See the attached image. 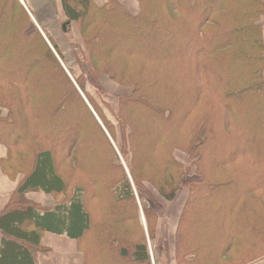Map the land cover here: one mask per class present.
Here are the masks:
<instances>
[{"label":"trees","instance_id":"obj_1","mask_svg":"<svg viewBox=\"0 0 264 264\" xmlns=\"http://www.w3.org/2000/svg\"><path fill=\"white\" fill-rule=\"evenodd\" d=\"M138 2L133 14L118 0H61L64 18L84 20L87 27L97 23L102 30H91L81 36V44L76 42L73 69L59 62L55 53L61 59V52L45 29L42 34L34 27L19 0H0V38L7 46L0 52V82L9 85L0 87V145L6 147L8 166L13 164L8 177H19L0 209V264H40L38 255L46 249L38 238L44 233L82 242V264H151L143 241L153 239L158 229L156 212L142 196L146 185L168 201L188 190L173 234L172 264H244L264 253V216H254L255 200L264 199V193L248 196L251 190L264 191V0ZM179 15L192 21L178 20ZM116 31L144 34L145 49L137 42L126 48L114 38ZM171 38L177 43L188 39L194 46H185L186 52L177 47L179 55L171 51ZM187 56L195 66L184 67ZM107 60L123 62L124 68H106ZM145 68L148 79L137 73ZM128 71L136 77L128 78ZM188 76L213 86L210 92L229 111L237 149L215 161L214 168L225 176L223 165L244 161L248 177L230 180L228 192V179L219 180L214 168L207 171L211 176L186 180L173 155L176 148L187 151L198 170L195 161L214 133L208 114L200 121L197 117L192 134L199 143L190 150L189 122L200 93L190 101L181 88ZM104 79L118 86L106 88ZM154 169L166 171V184ZM52 180L58 189L49 190ZM171 180L182 187L166 195ZM36 191L52 195V203L32 198ZM243 195L255 208L248 209L251 202L246 208L239 204ZM101 209L115 219L101 220ZM128 221L140 227V235L117 228ZM203 221L204 229L198 223ZM124 232L126 239H121ZM136 247L142 249L140 259ZM231 251L234 259H221Z\"/></svg>","mask_w":264,"mask_h":264},{"label":"rangeland","instance_id":"obj_2","mask_svg":"<svg viewBox=\"0 0 264 264\" xmlns=\"http://www.w3.org/2000/svg\"><path fill=\"white\" fill-rule=\"evenodd\" d=\"M99 1H101V2L104 1V3H105L108 0H99ZM118 1H120L121 3L123 2L126 5V8L133 14H136L139 10L140 3L138 2V0H118ZM24 6L26 9L24 7L23 8L25 9L27 14L29 15L31 21L34 24V27L37 28L38 30L40 29L41 31L40 30L39 31L41 33L42 32L44 33V29H45V31L51 37L52 42L56 45V48L59 50V52H61V54L63 56L61 58L62 61L59 58V56L52 50L55 53V55L57 56L59 62L64 66V68L66 66L71 67L73 69L76 68L75 65L77 64V61L75 62L72 54L74 53V51L76 49V42H77V44H81V36L89 35L90 33H92L91 30H95L97 32L102 31V30L97 29V25H98L97 23L94 26L87 27L84 25V20L83 21L81 20L80 22H77V20H74V22H75L74 23V22H71L69 19L64 18V16H62L63 10H62L61 0H26V2L24 3ZM74 9H75V11H77L80 14L81 10L78 6L75 7ZM30 10L32 11V14H31ZM71 11H74V10L70 9V12ZM74 14H77V13L75 12ZM89 15H90V13H89ZM82 17L84 18V16H82ZM178 20L192 21L191 18L188 19V17H186V16L184 17L181 15L178 16ZM63 26H64V28H63ZM114 28H117V25H114ZM179 29H180V27H179ZM120 32L121 31H116V33H113V36H114V38H116V40H120L121 42H124V44H125L124 46L126 48H131L133 46L132 43H135V44L141 43L139 45V48L145 49V47H144L145 41L143 40V38H146V37H144V34L135 33V32H132L134 34H131L130 33L131 31L130 32L122 31L121 33ZM145 34H147V33H145ZM42 37L44 38V35H42ZM139 37L142 38V40L140 39V41H139ZM114 38L113 37L111 38L112 42L114 41ZM82 40H83L82 45H84V49H81V50H82V52H85V50H86L85 46L86 45L84 43L83 37H82ZM164 41H165V39L161 43H163L165 45ZM177 42H178L177 38L176 39L171 38L169 43L171 44V48H172L171 51L176 52L179 55H180V53L178 52L179 50L176 49L177 47H181V45H182L184 47V51L186 52L188 50H185V46H188L189 49L193 48V46H194L191 44V42L188 39H187V41L179 42L180 44ZM47 44L50 46V43L48 42V40H47ZM6 47L7 46L5 45V40L3 38H0V52H2ZM135 48H136V46H135ZM166 49L170 50L168 48H166ZM262 54L264 56V52H262ZM187 57H188V59L185 61L186 63L184 64V67H187L188 65H190V67H191L192 65H194V63H192L193 60L190 62L189 56H187ZM25 65L26 64H24V66ZM106 65L113 67L114 71L120 67L124 68L123 62H120V65H116V63L110 64V61L107 60V61H104V66H106ZM109 66H106V68H110ZM156 66H157V70L155 73L157 75H159L161 72L160 68H162L163 65L161 64L160 66H158V65H156ZM100 68H101V65H100ZM128 72H130V76H128V78L136 77V74L133 71H128ZM137 73L139 74L140 78H142V79H148L149 78L147 68H145L144 72L138 71ZM103 74L104 73H101V75H103ZM150 78H152L151 74H150ZM188 78L189 79L185 78L184 79L185 82L181 83V86H182L181 88H183L186 91V93H188L187 96L190 99V101L193 97H195L196 92L198 95L200 93L198 105L195 104V106H197V107L194 108L193 115L191 117L192 121L189 122V123H191V125H190V131L187 134V138H188V142L190 145V150L193 151L195 146H198V143H199L198 135L196 136V138H194V133L192 134V131L194 128L193 123L196 121L197 117L200 121V119L203 120L202 115L206 116L208 114L209 118L207 121H208V124L212 126L213 132H214L209 137V139H208V141L204 147V150L201 153L202 154L201 158L203 159V162L201 161V158L198 160V157L195 161V166L198 165V167H199L198 170H197V168L192 166L194 161H192V158H189L187 151H184L182 149H177V148L172 151L175 159L179 162L180 166L184 168L185 179L191 180V179H199L200 175H203V173H207L208 175L211 176V173H208L207 171H210V169L214 168V166H215L214 162L219 160V159L225 158L226 155L229 154V151L232 149H237L236 148L237 146H235L236 145V143L234 142L235 138H233L235 135V132H234V129L230 123L229 111L227 110V108H223L221 106V104L218 103L217 96H214V93L210 92L211 90H213V88H212L213 86L209 85L208 83H206V84L204 83V85H203L201 78L193 77L190 79V76H188ZM260 81L262 83H264V66L263 65H262V70H261ZM111 82H113V86L108 85ZM103 84L105 85L106 88H107V86L112 87L111 89L116 88L118 86V84L114 80H109V79H104ZM7 86H9L7 81L0 82V87H3V89L7 88ZM0 90H1V88H0ZM180 94H182L181 89L178 91V95H180ZM234 114H232L233 117L236 116V111ZM242 125H243V123H242ZM177 135H179V134L176 132V136ZM167 141L168 140H166L165 142L167 143ZM169 143H170V141H169ZM165 146H167V145H165ZM191 147H192V149H191ZM197 152L198 151L196 150L194 154L197 155L196 154ZM212 157H214L215 159ZM9 160L10 159L8 158V155L6 154L5 145H0V209L8 201V195L12 191L13 185L16 184V181L19 179V177H17V176H15V179L11 178L12 173L10 174V170L13 171V164L10 163L8 166ZM44 168L46 170H48L49 167L46 166ZM216 170H217V172H216V174L215 173L214 174L218 177L219 180H223L222 177H224L226 181L228 179V185L227 186L229 188L227 189V192H228V190L229 191L231 190L230 183L232 180L235 181V180H239L242 177L243 178L248 177L247 166L245 165L244 161H241V162L234 161L230 165H223L222 171L224 174H226L225 176H227V178L223 174L218 173L219 168H214V171H216ZM195 171H196V173H195ZM154 172H156L157 174H160V175L163 174V178H161L160 181H162V183L166 184V182L164 181V176H165L166 171L164 173H160L154 169ZM170 174L171 173L168 172L169 176L168 177L166 176L167 181L170 180V178H169ZM8 176H11V177H8ZM171 181H172V183L169 185V188L165 192L166 195L176 185H180L179 188L182 187V185L180 184L179 181H173V180H171ZM234 186L235 185H233V188H234ZM59 187L60 186H59L58 182H55L52 180L51 185L49 187V190H52V189L55 190V189H58ZM141 190H143V191H141L142 196L145 197L148 206H150L156 212V215H157L156 228L158 230L155 233V237L153 239L149 240L148 237L145 236V241H143L146 244V250L148 253V257L150 259V263L155 264V262H156L157 264H172L171 257L173 254V242H174V235L173 234H174V231L176 229L177 220H178L180 211L183 207L185 200L188 197V190H185V189L180 190L178 195H177V198L173 201H168L164 197H162L160 195L158 196L157 193L154 190H152L150 187H148L147 185L145 187H143ZM227 192H222V194L224 193L222 197H224V198L228 197L229 194L226 195ZM251 192L252 193L248 192L249 193L248 196L251 198H254L257 195L264 193L263 190H260V191L251 190ZM135 193H136V190H135ZM155 196H156V198H155ZM248 196L247 195L242 196V198L240 199V202H239V204H241V206L243 205L245 207V205H247L249 202L252 203V200ZM31 197L34 199H37V201H39L43 204H49V203H52V201H53L52 195L45 194L42 191H36V193L31 194ZM255 204H257V206H259V207L257 209H254V216L255 217H257V216L261 217V215L264 216V199L257 197V199L255 200ZM254 205L252 203L251 205L248 206V209H250V206H254ZM254 208H255V206H254ZM91 210H93L92 206H91ZM93 211H94V214L92 212V216L97 214L95 209ZM139 211H140L139 214H142L141 209H139ZM245 211H246V209H245ZM249 211H248V213H249ZM244 213H246V212H244ZM98 214L102 215L101 220L112 221L115 219L114 217L110 216L107 211L104 214L102 209L99 210ZM143 220H144V218L142 217V220L140 219L139 222L141 221V223H142ZM120 222H122V221H120ZM198 223H199V226L204 229V221H203V223H201V222H198ZM110 224L117 226L116 223H110ZM142 226L144 227L143 228L145 231L144 233H146L147 228L145 226V222H144V225L142 223ZM194 226H196V225L194 224ZM117 228H121L124 230L127 228L128 232L130 234L132 233L136 236L140 235V233H141L140 227L132 221H128L125 223H119ZM191 229H192V231L195 230V228L193 226H191ZM127 230H125V231H127ZM11 231H12V229H11ZM205 233H206V235L208 234L207 230H205ZM126 234H127V232L121 233L120 238L126 239V237L124 236ZM38 239H39V243L41 245H44V247L46 249L45 250L46 252L40 253L39 254L40 256L38 255V257H39L38 261L40 262V264H82L83 254L80 251L81 246L83 245L82 242L81 243L75 242L74 240L68 239L64 236L54 235L51 233H44L41 236H39ZM140 239L141 238L139 237L138 240H140ZM131 240H134V239H131ZM136 248L138 249L136 257L138 259H140V257H141L140 251H142V249H139L140 247H136ZM21 249H22V244L18 245V250H16L15 258H16V254L21 253ZM154 253H155V262H154ZM236 256L237 255L231 251L229 253H227V252L224 253V255H222L221 259H223V260H229L230 259V261H231ZM15 258L13 257L14 260H15ZM256 258L257 259H255L249 263L246 262L244 264H264V253H261ZM220 263H223V262L221 260H219L218 262H214L212 264H220ZM223 264H225V263H223Z\"/></svg>","mask_w":264,"mask_h":264},{"label":"water","instance_id":"obj_3","mask_svg":"<svg viewBox=\"0 0 264 264\" xmlns=\"http://www.w3.org/2000/svg\"><path fill=\"white\" fill-rule=\"evenodd\" d=\"M20 1V3L23 5V7L25 8V6H24V4H23V2H22V0H19ZM26 9V8H25ZM63 28H64V26H63Z\"/></svg>","mask_w":264,"mask_h":264},{"label":"crops","instance_id":"obj_4","mask_svg":"<svg viewBox=\"0 0 264 264\" xmlns=\"http://www.w3.org/2000/svg\"><path fill=\"white\" fill-rule=\"evenodd\" d=\"M263 44H264V32H263ZM144 221V220H143ZM144 223V222H143ZM220 264H222V263H220Z\"/></svg>","mask_w":264,"mask_h":264}]
</instances>
